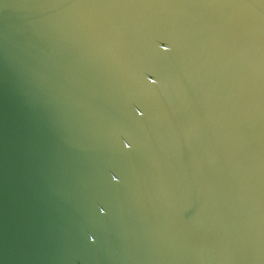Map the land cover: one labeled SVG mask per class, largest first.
<instances>
[{
    "label": "water",
    "instance_id": "1",
    "mask_svg": "<svg viewBox=\"0 0 264 264\" xmlns=\"http://www.w3.org/2000/svg\"><path fill=\"white\" fill-rule=\"evenodd\" d=\"M0 264H264V0H0Z\"/></svg>",
    "mask_w": 264,
    "mask_h": 264
}]
</instances>
